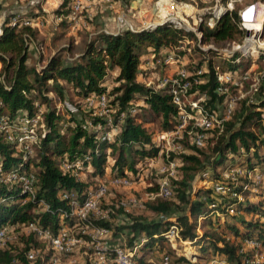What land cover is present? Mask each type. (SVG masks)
<instances>
[{
    "label": "trees",
    "instance_id": "obj_1",
    "mask_svg": "<svg viewBox=\"0 0 264 264\" xmlns=\"http://www.w3.org/2000/svg\"><path fill=\"white\" fill-rule=\"evenodd\" d=\"M225 1L219 0L223 7L211 25L198 24V39L191 32L169 23L139 31L123 27L115 34L96 29L92 33L78 32L82 42L76 54L74 39L68 36L62 46L45 57L40 50L41 43L35 42V28L10 24L12 17L32 18L34 10H39L41 0H13V4H23L25 9L21 13L7 12L0 22V114L13 116L22 111L28 116L38 115L40 121L36 130L40 137L23 161L12 144L0 134V172L19 166V171L31 169L34 176L31 197L19 184L8 186L0 182V226L6 224L11 231H16L35 222L55 235L61 226L70 229L83 224L69 214L67 202L59 194L62 190L73 192L80 202L84 191L93 184L63 171L59 164L62 157L69 161L81 160L82 168L94 178L102 177L106 166L110 175H128L126 171L134 175L137 161L156 158L158 148L148 126L158 119L159 132L172 131L178 109L171 103L165 88L155 89L136 79L139 58L148 47L150 52L157 54L162 48L178 46L185 38L195 39L201 45L239 42L244 38L245 30L239 24L236 11L224 8ZM66 4L67 0H62L55 13L66 14ZM69 24L70 21L62 19L59 27L65 30ZM63 35L61 31L54 38ZM32 42L37 47L38 66L27 63V46ZM196 49L203 53L200 48ZM184 53L179 51L174 56ZM207 53L218 55L211 49ZM229 56L220 58L218 64L208 58L185 70L189 92H195L191 100L207 112H218L217 106L224 99V94L216 91L219 86L216 68L228 72L233 79H240L238 70L246 69L250 62L239 52ZM262 59L263 56H258L253 62L258 64ZM201 63H205L202 69ZM112 70L116 71L114 85L107 90L101 84L111 76ZM101 93L107 98L106 115H96L94 109L83 102L86 97ZM202 94L205 99L197 101ZM68 95L77 99L74 103L78 115L63 106L64 97ZM254 98L243 99L239 109L233 110L227 120L211 128L212 136L207 143L209 155L195 146H191V152L178 154L181 165L177 167V177L170 179L171 195L167 198L154 196L144 202L145 210L151 216L128 213L122 206H109L103 216H88L87 223L91 228L105 229L113 238L124 236L123 247L131 250L133 264L136 263L134 259L141 264L146 251L153 249L161 252V264L164 256L167 257L165 264H216L218 259L228 264L248 263L249 257L241 252L240 245L229 241L223 233L227 230L240 240L253 238L264 248V220H261L264 218V81L256 87ZM134 101L141 104L134 105ZM58 104L65 114L60 112ZM41 106H45V110H41ZM84 122H89L90 126L83 127ZM186 129L182 130L184 134ZM111 130L114 133L110 138H100L103 132ZM85 155L87 160H83ZM173 155L169 153L165 162L173 159ZM205 156L210 158V174L203 178L201 170V180L217 181L225 188L217 200L212 198L210 187L197 189L192 197L189 192L190 182L194 175H199ZM225 167L242 170L243 175L222 179L220 172ZM253 168L258 173H254ZM251 174L259 177L255 180L250 178ZM156 190L157 185L149 192ZM249 197L256 201L252 202ZM211 213H215L214 217H210ZM235 213H249L255 219L242 220ZM118 215L122 218L113 222ZM208 226L212 228L207 229ZM171 227L174 229L173 241H186L197 246L200 253L194 254V261L177 255L170 244L164 248L167 243L164 235ZM201 227L206 230L198 233ZM76 237L84 242L95 240L84 234ZM25 239V246L20 249L0 247V264H46L52 252L49 244L39 241L32 231ZM37 246L46 249L45 253L33 260L27 259L28 250H35Z\"/></svg>",
    "mask_w": 264,
    "mask_h": 264
},
{
    "label": "rangeland",
    "instance_id": "obj_2",
    "mask_svg": "<svg viewBox=\"0 0 264 264\" xmlns=\"http://www.w3.org/2000/svg\"><path fill=\"white\" fill-rule=\"evenodd\" d=\"M0 2H2V0H0ZM139 3L142 4L140 6L142 7L140 13L136 12L138 10L137 4ZM218 5L219 3H215L214 0H185L177 2L174 0H145L144 3L141 2V0H90L88 6H83L81 11L78 13L77 19L75 21L77 23L79 20H86V22L88 23H101L106 24L108 26L117 24L119 28L127 27L128 24L132 28H134L135 24L144 26L149 22H153L152 20H155V18H159L158 21L162 22V24L169 23L170 25H175L179 29L191 32L196 38L197 36L200 37V32L197 29L198 24L204 23L206 25H211L212 23L207 24L208 18L214 14ZM253 7H255V10H257V12L254 14L255 21L260 22L262 26H260V29L258 31L259 35L257 39L255 37L254 39L249 38L247 34H250L251 31H248L241 26L242 20L240 15L244 12L243 16H245L247 11H250V9H252ZM231 9H234L239 15V24L241 28L245 30L246 34L242 40H240L239 42H231L218 45H201L200 43L196 42L195 39H181L178 43L179 45L175 46L176 48L172 52L173 56H171L174 57V54L179 51H184L185 53L176 57L177 61L179 60V62H173L170 64V66L175 65V67H169L168 65H165L166 63H156L157 65L148 69V67L145 65L141 67L142 69H140V80L147 82L150 86H153L154 88H162L164 86H167L168 80L174 76L176 70L179 68H183L187 71L189 70L190 66H197L198 62H202V60H206L208 58H211L214 64H218L220 58L232 54L233 52H238L241 49L253 48L254 50H256V47L264 48V0H233L232 5L229 7V10ZM2 11H0V15ZM117 17H120L123 22H118ZM46 31L48 30L46 29ZM54 34H56V31L52 32V35ZM40 35L43 36L44 33H41ZM52 35H49L48 33L46 37L48 38ZM67 37L68 36L64 33V36L61 39H65L57 41L55 43L60 44L65 41ZM196 48H200L203 53L201 54ZM209 49L217 51L218 55L212 56V54L207 53V50ZM251 54L253 55H249V57L257 56L254 52ZM262 56H264V54ZM249 57L245 60H250L247 68H242L241 70H238V75H240V79H235L237 84L229 85L226 92L227 98L231 99L232 102L231 113L233 110L239 109L243 99H255V89L261 81H264V59L259 61L258 64L254 62V64L252 65L251 58ZM255 59L256 57L253 60L255 61ZM204 66L205 63L201 65L200 69H202ZM243 72L247 74L245 79H241V75L244 74ZM158 83L159 86H156L158 85ZM112 86V84H109L107 90L110 89ZM189 99H193V96L189 97ZM196 99L198 101L199 97ZM55 101L56 99L54 100V102ZM63 102L70 105L74 102H77V99L68 95L64 97ZM132 103L134 105H140V102L134 101ZM217 107V113L219 114V116H222L221 113L224 107V100ZM58 108L60 112L65 114L64 109L62 110V107L59 104ZM40 109L45 110V106H41ZM231 113L229 114V116L231 115ZM229 116L225 120H227ZM65 120L62 121V124H64ZM157 121L158 119L153 121V123H151L148 127L153 136V143L158 144L157 148L161 151L159 152V154L157 153L156 158L152 159V161H137L136 174L133 175L130 174L129 171H126L129 176L130 184L126 186H114L108 183L107 181L109 179L110 172L109 167L107 166L106 175L103 178H98L100 181H104V185L106 187V191L98 199L97 202V208L101 212L105 213L108 210L109 206H114L115 208H117L118 206H122L128 213L134 215L141 214L151 216L149 215V212L145 210L144 207V202L151 200L154 197L153 194L149 192V189L156 187V185H158V182L162 179H166L167 183L170 186V179L177 177V167L181 165L179 158L177 157L178 154L183 152H191V146L195 145L192 143L190 136L182 132V129H173V132L169 133L165 137V139H157V134L159 131ZM212 131V129L201 131L204 136L203 143L202 145L195 146L205 151L208 155L209 150L207 148V143L211 139ZM169 153H172L174 154L173 156H175L173 159H170L168 161L173 163L172 166H169L168 162H165V158L169 156ZM209 159L210 158H208L207 156H205L204 158L202 157V164L199 167L198 171L199 175H194L190 182L189 192H191V197L197 189L206 188L209 186L208 182L201 180V176L205 178L210 174ZM201 170L202 172L200 176ZM241 171L242 170L233 173H223V171L221 170L220 177L222 179H226L233 175V177L235 178L237 176L243 175ZM253 172L258 173V170L255 169ZM252 175L253 174H251L250 178L255 179V175ZM79 178L81 180L92 182V184H95L98 181V179L91 177L86 169H82L79 171ZM219 195V193L216 194L213 192L211 196L212 198H214V200H217V197ZM249 200L253 202L256 201V198L249 197ZM214 214L215 213H211L210 217H214ZM235 214L237 216H240L242 220L247 221L255 219V217H253L249 213ZM119 218H122L121 215H118V218L114 219L113 222H117V219ZM261 220H264V218H262ZM121 222L122 221H119V223ZM200 223L202 224L203 222L200 221ZM208 228H212V226H208L207 229ZM69 230L71 236L73 237L84 234L85 236H92L95 240L93 242H84L79 239L77 243L69 245L68 251L59 252L56 255L58 264H90L93 261L100 260V254L97 253V250L99 247L103 246L104 242H107V244L109 245H119L122 247L125 245V238L121 235L113 238L109 235L108 232L100 234L96 233L94 230H92V228L82 230V225H74ZM201 230H206V227L199 228L198 233ZM28 232H30L29 228L25 227L16 231H11L10 229H8L5 235L0 240V247H10L12 249L22 248L23 246H25V238ZM223 234L226 238L229 239V241L239 244L241 252H243V254H246L249 257V262L243 264H264V248L260 246L252 247L249 244L245 243L244 240H240L238 237L236 238L232 236V234L227 230H225ZM39 241L44 240L39 239ZM165 244L166 245L164 248H167L166 246H168V244L170 243L167 242ZM171 247L177 255H183L191 261L195 260L194 254L200 253L196 245L189 244L186 241L184 243L179 242L177 240L172 241ZM164 248L163 251L166 252L167 249L164 250ZM35 250L36 256L42 254V252L45 253L46 251V249H44L42 246H37ZM146 252L144 261L141 264H161V252H158V250L156 251L155 249L148 250ZM51 254L49 255V257L51 256ZM105 257L106 258H104V260L102 259L104 261L102 262V264H115L111 260L110 254H106ZM134 260L136 262L134 264H137V259ZM216 264L228 263L224 260L218 259Z\"/></svg>",
    "mask_w": 264,
    "mask_h": 264
},
{
    "label": "built area",
    "instance_id": "obj_3",
    "mask_svg": "<svg viewBox=\"0 0 264 264\" xmlns=\"http://www.w3.org/2000/svg\"><path fill=\"white\" fill-rule=\"evenodd\" d=\"M84 1L88 0H69L66 4L65 9H67L66 14L60 15L63 16L64 19L75 22L77 19L78 13L83 8ZM215 3H219V0H214ZM233 0H226L224 8L229 10V7L232 5ZM222 7L219 3L218 7L216 8V11L212 16L208 18L207 24H210L213 22L215 18L219 15ZM250 15L253 19V23H257V29L254 28L251 31L250 34H247L249 38L254 37L257 39L258 37V31L260 29L261 23L255 21L254 14L257 12L255 10V7L250 9ZM244 13V12H243ZM243 13L240 15L241 20L243 17ZM239 17V19H240ZM32 21V18H21L18 19L16 17H12L10 20L11 25L19 24V25H30ZM118 22H123V20L120 17H117ZM162 22H159L156 24V22H150L148 24H145L142 26V29L145 28H151L155 25L161 24ZM243 22H241V26L244 28ZM173 27L177 28L175 25H172ZM262 27V26H261ZM127 28L131 31H136L134 28H132L130 25L127 24ZM245 29V28H244ZM247 30V29H246ZM1 33V30H0ZM248 33V32H247ZM199 38L198 36L196 37ZM249 49V50H248ZM246 48L241 49L239 52L240 56L244 57V59H248L249 55H253L251 53H255L257 56H250L252 63H254L253 59L258 56H262L264 54V48H258L256 47V50L253 48ZM254 54V55H255ZM230 55V54H229ZM229 55H226L225 57H230ZM175 57L172 56H166L164 60L161 63H169V61L174 60ZM264 59V56H263ZM238 61L239 58H236ZM244 73V72H243ZM186 72L183 68H179L176 70L173 77H171L168 80L167 86H164L162 88H165V91L170 95V101L172 104L177 106V117H176V125L174 129H182L185 130L186 128V134H188L191 138L192 143L195 146L202 145L203 143V133L201 131L210 130L214 126H219L222 121H224L229 114L231 113V107L232 102L231 99L227 98L226 92L229 85H236L237 82L235 79H233L228 72L220 71L216 68V80L219 83V86L217 87V92L220 94H224V107L222 110L221 115L217 112L210 113L204 110L200 105L197 104L195 100L189 99V97L194 96L195 92L190 93V83L185 80ZM247 74H242L241 79H245ZM205 99V95L202 94L199 97V100ZM202 99V100H203ZM84 105L86 107H91L94 109V112L96 115H106L107 113V98L104 93L92 95L89 97H86L84 100ZM63 106L72 114L78 115V110L76 103L73 104H66L63 102ZM40 121V118L38 115L34 116H28L25 112H17L13 116H10L6 113L0 114V134L4 137L5 141L12 144L15 152L20 156L21 160H26L28 155L31 153V150L37 145V142L39 141L40 135L38 134L36 130V125ZM109 124V120L107 122ZM83 127H89V122H84ZM113 131V130H111ZM111 131L103 132L100 136L101 139L103 138H110L111 137ZM173 132L167 131V132H159L157 134V139H165V137ZM155 146L158 147V144H155ZM160 150V149H158ZM161 151V150H160ZM159 151V152H160ZM158 152V154H159ZM88 156L85 155L83 157V160H87ZM149 161H152V159H147ZM146 160V161H147ZM60 168L63 171L69 172L70 175H73L77 178H79V171L82 170L81 166V160H74L69 161L67 157H62L59 160ZM169 166H172V162H168ZM18 167H11L5 172H0V182L5 185H12V184H19L20 188L28 195L33 196L34 194V176L31 172V169L21 170L19 171ZM256 168H253V171ZM223 173H233V172H239L240 170L235 167H225L222 169ZM249 177V173H248ZM256 178H258V175H255ZM111 185L114 186H126L130 184L129 176L128 175H109V179L107 181ZM209 186L214 193L223 194L225 192V188L217 181L208 182ZM245 189V186L243 187V190ZM106 191V187L104 185V181L98 180L97 183L93 184L92 186L88 187L84 191L83 198L80 202L77 201L76 196L73 192L64 191L62 190L59 194V196L62 199H65L67 202V205L69 207V214L74 215L78 220H81L83 222L82 230L91 228L90 224L87 223L88 216L97 217V216H103L104 212H101L97 208V202L98 199L104 194ZM153 196H159V197H169L171 195V189L169 184L167 183L166 179H162L158 182L157 190L155 193H152ZM234 195V194H233ZM237 198H240L239 195H237ZM232 212V210H229ZM25 228H29L30 231H32L39 239H43L47 244H49L52 254L48 259V262L46 264H58L57 260V254L59 252H66L69 249V245L77 243L79 239L77 237H73L70 234L69 228H66L65 226H61L57 233L55 235H51L48 229L40 228L39 225H37L35 222H31L24 226ZM9 229V226L6 224H3L0 226V240L5 235L7 230ZM96 233H106L107 231L102 228H92ZM165 239L168 243L171 244L174 238V229L171 227L164 235ZM245 243L249 244L252 247H258L259 244L253 239V238H246L244 240ZM1 244V242H0ZM97 253L100 254L99 261H93L90 264H102L104 262V258L106 254L111 255V260L115 264H133V261L131 259V250L126 247H122L119 245H109L107 242H104L103 246L99 247L97 250ZM26 257L29 260H33L36 257V250H28L26 253ZM103 259V260H102ZM167 261V257H163L162 264H165Z\"/></svg>",
    "mask_w": 264,
    "mask_h": 264
},
{
    "label": "crops",
    "instance_id": "obj_4",
    "mask_svg": "<svg viewBox=\"0 0 264 264\" xmlns=\"http://www.w3.org/2000/svg\"><path fill=\"white\" fill-rule=\"evenodd\" d=\"M61 1L62 0H41V2L39 4V10H34L35 13L33 16H31L32 21H31L29 26L36 29L37 35H36L35 42L41 43L40 44V48H41L40 50H41V53L43 54V56H45V57L49 54H52V52L54 51L55 48L60 47L65 43V41H63L60 44L55 43L57 41L65 39V38H63V39L54 38V36L58 35L61 31H63L65 33V35L73 37L74 45H75L74 49H75V54H76L79 51L80 46H81V42H82L81 35H79L78 32L86 31V32L92 33L96 29H102L104 32L115 34L121 29L118 27L117 24H113L112 26H108L106 24H101V23L92 24V23L86 22V20L85 21L79 20L77 23L75 21L74 24H73V22H70L68 27L65 30H62L59 27V23L64 18H63V16H60L59 14L55 13V10L61 4ZM68 1L69 0H67V2ZM89 1L90 0L84 1L83 5L88 6ZM144 1L145 0H141V2H143V3H144ZM30 2H32V1H30ZM13 3H15V2H13V0H2V2H0V7H1L0 11L3 10L1 15H0V22L2 21L3 17L6 15L7 12H13L14 11V12H20L21 13L25 9V6L23 4H19V3L13 4ZM139 4H137L138 10L136 11L138 13H140L142 10V7H140L142 4L141 3H139ZM158 20H159V18H155V20H152V21L156 22V24H157L160 22ZM134 26H135L134 29L136 31H139L142 29V26H140L138 24L137 25L135 24ZM46 29L48 31H46ZM53 31H56V34L52 35ZM41 33H44V35L41 36L40 35ZM48 33H49V35H52V36L47 38L46 35ZM35 42H32L31 44H29L27 46V51L29 54V60L27 63L29 65L35 64L38 66V62L36 60L37 47L35 45ZM175 48L176 47L168 46V47H165V48H162L161 50H159L157 52V54H154L153 52L149 51L150 48L148 47L147 51L145 53H143L139 58L138 73H137L136 79L140 82L145 83L146 85H149L147 82L140 80V76H141L140 75L141 74L140 69H142L141 67H143L145 65L148 67V69H150V67H154L155 65H157L156 63H161L166 56H171V55L173 56L172 52L174 51ZM173 62H179V60L177 61V59L175 57L174 60L169 61V63L165 64V65H168L169 67H171V66L175 67V65L170 66V64ZM251 64L253 65L254 63H251ZM115 73H116V71L112 70L111 76H109L108 79H105L101 85L103 87H105L106 89L108 88L109 84L114 85L113 77H114ZM159 83H162V82H159ZM159 83L156 86H159ZM151 87H153V86H151ZM155 89H160V88H155ZM140 104H141V102H140ZM113 133H114V130L111 131V134H113ZM158 133H159V131H158ZM159 151L160 150H158V152ZM106 173H107V167H105V171H104L102 178L106 175ZM95 179H98V178H95Z\"/></svg>",
    "mask_w": 264,
    "mask_h": 264
},
{
    "label": "bare ground",
    "instance_id": "obj_5",
    "mask_svg": "<svg viewBox=\"0 0 264 264\" xmlns=\"http://www.w3.org/2000/svg\"><path fill=\"white\" fill-rule=\"evenodd\" d=\"M249 11H247L246 15L242 17V24L244 26L245 29L247 30H252L253 28L256 30L257 29V23H253V19L250 18L251 15H250V12L248 13ZM248 26V27H247Z\"/></svg>",
    "mask_w": 264,
    "mask_h": 264
}]
</instances>
